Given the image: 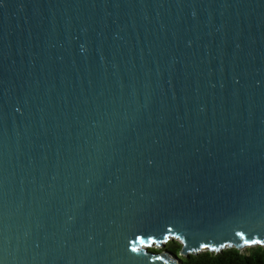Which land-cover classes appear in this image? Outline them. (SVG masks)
<instances>
[{
  "label": "water",
  "instance_id": "1",
  "mask_svg": "<svg viewBox=\"0 0 264 264\" xmlns=\"http://www.w3.org/2000/svg\"><path fill=\"white\" fill-rule=\"evenodd\" d=\"M170 240L264 246V0H2L0 264Z\"/></svg>",
  "mask_w": 264,
  "mask_h": 264
},
{
  "label": "trees",
  "instance_id": "2",
  "mask_svg": "<svg viewBox=\"0 0 264 264\" xmlns=\"http://www.w3.org/2000/svg\"><path fill=\"white\" fill-rule=\"evenodd\" d=\"M182 244L179 241L171 240L165 246V249L153 251L169 250L182 259L181 264H264V246L258 245L249 247L245 250L237 248H227L220 252L203 251L189 257L182 256Z\"/></svg>",
  "mask_w": 264,
  "mask_h": 264
},
{
  "label": "rangeland",
  "instance_id": "3",
  "mask_svg": "<svg viewBox=\"0 0 264 264\" xmlns=\"http://www.w3.org/2000/svg\"><path fill=\"white\" fill-rule=\"evenodd\" d=\"M171 241V240H170ZM176 241H179V240H176ZM180 242V241H179ZM181 243V242H180ZM152 248H155V249H157V250H160L161 249V247H157V246H154V247H152Z\"/></svg>",
  "mask_w": 264,
  "mask_h": 264
},
{
  "label": "snow or ice",
  "instance_id": "4",
  "mask_svg": "<svg viewBox=\"0 0 264 264\" xmlns=\"http://www.w3.org/2000/svg\"><path fill=\"white\" fill-rule=\"evenodd\" d=\"M0 2H2V0H0ZM133 251L135 252V251H138L137 249H133Z\"/></svg>",
  "mask_w": 264,
  "mask_h": 264
}]
</instances>
